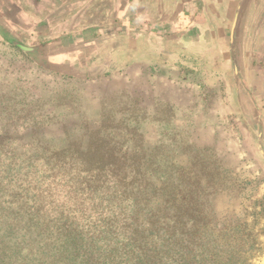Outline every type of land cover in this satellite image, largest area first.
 Returning <instances> with one entry per match:
<instances>
[{
  "label": "rangeland",
  "instance_id": "1",
  "mask_svg": "<svg viewBox=\"0 0 264 264\" xmlns=\"http://www.w3.org/2000/svg\"><path fill=\"white\" fill-rule=\"evenodd\" d=\"M240 1L222 25V0H197L170 29L159 0H95L74 26L113 46L106 67L94 48L76 75L0 25V175L46 188L51 173L159 169L177 239L203 223L207 264H264V40L245 27L249 0L232 42Z\"/></svg>",
  "mask_w": 264,
  "mask_h": 264
},
{
  "label": "trees",
  "instance_id": "2",
  "mask_svg": "<svg viewBox=\"0 0 264 264\" xmlns=\"http://www.w3.org/2000/svg\"><path fill=\"white\" fill-rule=\"evenodd\" d=\"M21 178L0 175V264L217 260L206 257L205 224L197 238L177 239L174 193L171 186H159V169L51 173L44 177L46 188L37 178Z\"/></svg>",
  "mask_w": 264,
  "mask_h": 264
},
{
  "label": "crops",
  "instance_id": "3",
  "mask_svg": "<svg viewBox=\"0 0 264 264\" xmlns=\"http://www.w3.org/2000/svg\"><path fill=\"white\" fill-rule=\"evenodd\" d=\"M95 0H0V25L9 28L11 36L27 47H38L45 59L62 72L76 75L74 62L81 58L89 60V55L97 49V66L106 67V56L113 46L109 34L97 36L92 34V27H75L74 17L82 14L94 4ZM114 1V0H112ZM203 2L205 0H202ZM197 0H159V27L178 28L190 20ZM236 0H222V19L227 23ZM99 4V2H97ZM121 5L119 6V8ZM68 15L72 16L69 18ZM190 17V18H189ZM78 18V17H77ZM72 25L69 26V21ZM79 22V19L77 21ZM245 27L251 25L260 42L264 40V0H251L247 8ZM62 24H68L65 27ZM70 27V28H69ZM88 30V31H87ZM39 46L41 49H39ZM101 47H104V49ZM109 62V61H108Z\"/></svg>",
  "mask_w": 264,
  "mask_h": 264
},
{
  "label": "water",
  "instance_id": "4",
  "mask_svg": "<svg viewBox=\"0 0 264 264\" xmlns=\"http://www.w3.org/2000/svg\"><path fill=\"white\" fill-rule=\"evenodd\" d=\"M248 1L249 0H241L238 6V9L236 11V15H235L234 23L232 27V32H231V38H232L233 43L236 42V33H237V30L239 29V24H240L242 15L245 11V8L248 4ZM14 45L17 46L20 50H22L26 54L37 55L38 53V48L36 47H27L17 42H14ZM262 134L263 132L260 131V148H262ZM261 152L262 154L264 153L263 150Z\"/></svg>",
  "mask_w": 264,
  "mask_h": 264
}]
</instances>
